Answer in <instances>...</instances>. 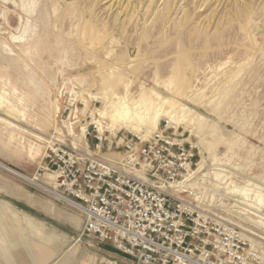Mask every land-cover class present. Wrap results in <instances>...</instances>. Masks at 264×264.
Returning <instances> with one entry per match:
<instances>
[{
	"label": "rangeland",
	"instance_id": "374dc122",
	"mask_svg": "<svg viewBox=\"0 0 264 264\" xmlns=\"http://www.w3.org/2000/svg\"><path fill=\"white\" fill-rule=\"evenodd\" d=\"M114 1L0 0V164L62 194V189L56 183L50 185L44 175L42 159L53 144L74 148L73 134L79 136L85 127L79 154L116 162L123 157L126 143L139 144V139L124 130L111 136L92 123L93 117L98 119L93 111L101 109V100L110 96L102 88L109 84L122 90L129 83L134 96L144 87L158 89L159 98L175 102L173 109L184 114L183 109L194 125L193 133L179 125L168 130L194 154L195 165L185 182L193 194L185 195L184 200L237 229L247 239V255L255 254L251 264H264V0H207L194 12V4L200 5L202 0H175L169 26L177 22L183 9L191 14L182 36L191 56L190 63L183 64L182 89L177 88L179 82L170 80L178 48H155L153 41L161 42L162 33L154 34L148 44L138 39L141 29L148 27L153 14L163 7V0H158L146 17L143 14L148 3H143L139 15L132 19L118 15L116 5L109 10ZM88 11L113 32L97 49L81 42L77 33L78 25L89 19L85 17ZM238 11L242 12L240 17ZM57 15L67 20L62 17L61 21ZM192 27L208 33L207 43L204 37L201 41L189 36ZM100 36H105V31L101 30ZM37 41L46 45L41 48L39 44L37 53L33 52L34 64L24 51ZM124 54L125 65L113 71L111 66L120 63L117 58ZM133 69L137 74L131 72ZM27 73L34 78H26ZM117 77L121 78L116 81ZM155 101L157 104L159 99ZM8 109H14L16 118ZM167 121L161 117L158 129H164ZM96 134L104 138L99 151L92 138ZM199 163L201 171L191 176ZM26 179L0 168V222L18 224L21 220L27 241H32L33 232L24 219L41 224L50 234L44 244L60 253L50 264H80L93 257L96 249L105 250L101 247L105 243L82 235L83 222L77 211ZM7 207L11 211L6 215ZM19 243L0 240V247L9 245L6 249L10 251V247L23 244ZM75 253L73 262L70 258Z\"/></svg>",
	"mask_w": 264,
	"mask_h": 264
},
{
	"label": "built area",
	"instance_id": "2783aa9c",
	"mask_svg": "<svg viewBox=\"0 0 264 264\" xmlns=\"http://www.w3.org/2000/svg\"><path fill=\"white\" fill-rule=\"evenodd\" d=\"M165 125L126 143L118 162L59 144L45 151L44 170L80 214L82 235L113 251L97 264H251L243 234L184 200L194 154ZM92 138L99 151L102 134Z\"/></svg>",
	"mask_w": 264,
	"mask_h": 264
},
{
	"label": "bare ground",
	"instance_id": "6f19581e",
	"mask_svg": "<svg viewBox=\"0 0 264 264\" xmlns=\"http://www.w3.org/2000/svg\"><path fill=\"white\" fill-rule=\"evenodd\" d=\"M93 1H96L97 3H99L101 0H93ZM176 1H184L185 2V0H176ZM145 2L148 3V5H147V8L143 14V17H146L148 14H150V12L152 14L154 8L156 7L158 0H119L117 2L115 0L113 2V4H109L108 9L112 10L114 5H116V8L118 7V9H120V13L118 15L122 14V16H125V17L128 16L129 19H132V18H136L139 15V9H141V7H143V3H145ZM206 2H207V0H202V3L200 5L197 4L198 2L195 3L194 9L192 12H194L197 9H200L203 5H205ZM162 4H163L162 5L163 7L160 10L157 9L158 11H156L153 14V19H152L151 24L149 26L147 25L148 27H143L141 29V34H140L138 39L140 41H144L148 44L149 43L148 41L150 40V38L153 37L154 34L162 33L163 35H162V38L160 40L161 42L157 43V41H155V40L153 41L155 44V48H159V50L162 49L163 51H167V48L169 46H172V45H175V47L178 48L177 52L174 53V59H173V64H172V68H171L172 71H170L171 72L170 73L171 74L170 80H172V81L174 80L175 82H179L177 84L178 86L177 85L176 86H177V88L182 89L181 88V87H183L182 83L185 81L184 65L183 64L184 63H190V60H191L190 59L191 56L189 55V52L186 51L184 46H183V44H185L187 41L185 43L184 42L182 43V36L184 35V31L188 27V24L191 22L190 21V15L191 14L189 13V10L183 9L182 14H181L180 18L177 20V22H174V23H172L171 26H169V24H171L170 23V20H171L170 16L174 13L173 5L175 4V0H163ZM231 4H232V2H231ZM244 5H246V4H244ZM235 7H234V10H235ZM262 8H264V7H262ZM238 12L239 13H236V15L238 17H240L242 12H240V11H238ZM25 13L29 14L31 12L29 10H26ZM87 13L88 14L85 17H89V19H87L86 21L83 20L78 25L77 29H79V28L80 29L77 30V33L79 34V39L81 42H87V44L89 46H91V48L94 49L96 47V49H97L98 47L101 46L102 40H107L110 37V35H113V32H110L108 30V28H106L102 23H100L99 19H97V17L94 15V13L92 14V12H89V11ZM243 13L245 15L248 14L246 9L243 10ZM58 17H60V18L64 17L65 21L67 20L66 17L63 15H57V18ZM232 17H234V16H232ZM64 18H62L61 21H63ZM117 20H118V18H116V21ZM129 21L130 20H128L127 22H129ZM125 22H126V19H124L122 21V24ZM192 28H193L192 29L193 33H191L189 36L195 35L194 38H197V40L201 39V41H202V38L204 37L203 40H205V43H207L206 38L208 37L207 36L208 33H206V31L202 30V29H196L195 27H192ZM101 30L105 31V36H100ZM218 32H219V29L216 30V33H218ZM172 34H174L175 37L171 38L170 36ZM70 36H72L73 38L75 37L73 35L72 31L70 32ZM192 40H193V38H192ZM190 42H191V40H190ZM39 44H40L41 48H44V46L46 45V42L41 41L40 43H38V41H37L34 45H32V46L30 45V47L24 51L25 56L28 57L29 60L32 61L34 64L36 63V58L33 56V52L35 51L37 53V50L39 48ZM126 47L128 48V45ZM95 50L93 52H95ZM189 50H190V48H189ZM168 54H169V52H168ZM159 56H158V58H159ZM125 57H126V54L118 57L117 60L120 63H115L113 66H111V69L113 71H118L119 68L124 66L125 65V62H124ZM116 66L118 68H114ZM131 72H136L135 74H137V69H133V70H131ZM121 73L122 72H119V76L122 75ZM25 76H26V78H34L31 76L30 73H27ZM138 76H139V74H138ZM170 76H169V78H170ZM154 77H158V73L155 74ZM119 78H121V77H117L116 81L119 80ZM31 83H32V81H31ZM170 86H171V84H170ZM118 87H119L118 85H109V84L105 85L102 89H103V91L105 90V92L109 91L110 96L108 98L101 100V102H102V108L101 109L93 111V114L95 116H97L98 119H95L92 116L93 117V118L91 117L92 118L91 120L93 121L92 123H94L95 126H97L99 128L101 133L104 130H108L110 132V135L114 136L117 131L124 130V131L132 134L133 136H135L137 139L143 141L146 138H148L150 135H152L155 131L158 130V122H159V119L161 117L167 118V120H168L167 125L170 128H176V125H179V126H183V128L188 130L189 133H193L192 128L194 125L192 126V121L186 117L187 115L184 112V110L183 109L180 110L184 114H181V113L178 114L177 112H179V111H175L173 109L175 106V104H174L175 102H173L172 100H169V99H165V100L160 99L157 92H156L158 89L155 90L153 88H150L148 90L147 89L145 90V87H144L141 90V88H140V90H141L140 93H138L137 96H134L131 94V89H130L129 83L122 86V90H119ZM169 87H168V90H172ZM28 92H30L29 89H28ZM180 92H181V90L176 91V93L179 95H180ZM119 93H123L122 97H118ZM113 95L115 96L114 99L111 98V96H113ZM156 99H159V102L157 104L155 103ZM158 105H160V106H158ZM164 106H168L167 108H169V109H166ZM8 112H9V115H11L12 117L15 116L13 114L14 109H8ZM188 112L190 113V111H188ZM15 118H16V116H15ZM101 119L106 121V122L101 121ZM173 125H175V126H173ZM73 135H74V139L72 141L73 142L72 144L74 145V149H78L79 147L82 146L81 141H84L85 127L80 129V135L79 136L75 135V134H73ZM50 140L52 142L53 141L58 142L57 140H53V139H50ZM48 142H50V141H48ZM83 144H84V142H83ZM86 156L90 157L88 154H86ZM0 168H3L5 171H7L8 173H10L14 176L26 179L25 177H22L21 175H19L15 171L11 170V168L5 167L4 165L0 164ZM201 168H202L201 163H199V167H198L197 171L192 172L191 176H194L195 174L199 173L201 171ZM44 175H45L46 179L49 181L50 185H55V181H56V175L55 174L46 172ZM26 180L28 182L32 183L33 185H35L36 187H38V188L44 190L45 192L49 193L50 195H52L57 200H60L64 203L68 204L69 206L72 204V202L68 198L63 197L59 193H56L55 190L48 189L45 186L39 185V184L35 183L33 180H30V179H26ZM10 211L11 210L7 207V209L5 211L6 215ZM13 214H14V212H13ZM2 215L4 216L5 214H2ZM9 218H10V214H9ZM14 218L16 219V217H14ZM2 221H5V220H2ZM20 221L21 220H19L18 224L15 223L14 221L8 222L7 220L5 222H0V240L2 242L6 240L10 244H12L14 242L18 244L20 241L21 244L23 243L27 246V244L29 242L27 243V238L25 237L26 235H24L22 232L23 224H19V223H22ZM23 222H25V225H28L32 229L33 235L29 232L31 234L30 235L31 237L33 236L36 240H38L42 243H45V241H48V237L50 236V234H48L45 231L44 227L41 224H37V225L33 224L32 220L30 218H27V219L25 218ZM11 223H12V225H11ZM249 240H251V239H249ZM20 243H19V245H20ZM4 245H3V247H6V248L9 246V245L7 246L6 244H4ZM13 247H15V246H13ZM22 247H24V245ZM27 247H30V246H27ZM1 248L2 247H0V249ZM6 248H2L3 250H1V252H0V255L3 259H8V256H9V251ZM251 249H252V247H251ZM30 254H31V251H30ZM30 254L28 255V257L30 256ZM29 262H31V261H29Z\"/></svg>",
	"mask_w": 264,
	"mask_h": 264
},
{
	"label": "crops",
	"instance_id": "0c3cea01",
	"mask_svg": "<svg viewBox=\"0 0 264 264\" xmlns=\"http://www.w3.org/2000/svg\"><path fill=\"white\" fill-rule=\"evenodd\" d=\"M27 243V246L30 247H27L25 244L19 246L20 248L18 246L16 248L11 247L8 259H3L1 257L0 264H50L60 255L58 250L53 248L52 250L50 249L51 245H45L44 243L36 240L34 237L32 238V241L28 240ZM23 245L24 247H22ZM101 247H103L105 250L96 249L97 251L93 254V257H90V259L86 262L80 261V264H97L100 260L113 256V251H111L109 246H106V244H102ZM29 254L30 256L28 257ZM75 255L76 253L70 258V260H72L73 262H76ZM65 264H68V262H66Z\"/></svg>",
	"mask_w": 264,
	"mask_h": 264
}]
</instances>
